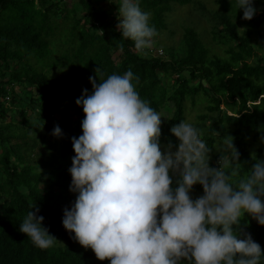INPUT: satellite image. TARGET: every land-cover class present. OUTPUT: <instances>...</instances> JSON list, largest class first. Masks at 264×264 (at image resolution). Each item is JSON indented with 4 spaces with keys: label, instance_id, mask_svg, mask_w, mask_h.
Here are the masks:
<instances>
[{
    "label": "trees",
    "instance_id": "obj_1",
    "mask_svg": "<svg viewBox=\"0 0 264 264\" xmlns=\"http://www.w3.org/2000/svg\"><path fill=\"white\" fill-rule=\"evenodd\" d=\"M211 1L218 11L209 17V33L212 41L223 47L224 55L213 54L195 28L184 26L182 47L173 52L163 47L168 58L161 59L136 51L133 41L121 37L116 27L119 20L111 19L118 14L111 0H75L69 8L65 0H0V118L11 107L19 108L22 119L27 116L26 107L39 116L48 110L47 122L62 131L58 139L54 135L51 138V147L58 152L53 151L50 161H57V154L63 155L64 167L58 177L71 182L69 169L75 155L71 138L82 135L85 118L75 101L84 89L92 93L89 77L95 76L96 68L103 74L101 79L131 70L139 77V83H133L141 99L156 112L172 103L169 119L161 123L160 145L178 144L170 128L184 121L187 101L193 105L202 95L205 111L198 116L196 128L202 132L210 157L218 161L220 154H215L214 132L231 136L240 153L239 173L248 174L256 159L264 160V0H254L257 12L250 21L242 19L243 11L237 9L236 0ZM102 2L111 8H97ZM138 2L142 11L150 13L149 24L157 31L165 29V17L173 6H185L192 0ZM121 43L123 51L118 47ZM118 52L116 63L112 56ZM62 68L69 69V79L54 78L53 73ZM15 89L21 95L25 92L27 100L22 101ZM5 97H9L10 108L3 106L1 99ZM57 113L62 114L61 119H52ZM205 122L211 128H205ZM37 125L41 126L40 122ZM23 127L12 121L0 125V264H106L104 260L91 262L94 252L81 246L75 234L63 227L64 209L71 208L77 194L46 191L51 185L45 176L51 174L52 163L38 151L39 166L35 149L44 153L48 149L33 140L39 129L31 126L25 134ZM254 144L260 147L255 149ZM192 192L202 194V186L195 185ZM33 202L40 209L38 215L44 217L42 226L58 245L40 249L19 231ZM240 227L261 246L260 264H264V226L246 214Z\"/></svg>",
    "mask_w": 264,
    "mask_h": 264
},
{
    "label": "clouds",
    "instance_id": "obj_2",
    "mask_svg": "<svg viewBox=\"0 0 264 264\" xmlns=\"http://www.w3.org/2000/svg\"><path fill=\"white\" fill-rule=\"evenodd\" d=\"M253 4L236 0L243 20L255 16ZM116 10L119 18L111 19L119 20L123 39L140 53L167 59L163 47L165 55H152L157 32L138 0H120ZM118 47L123 51L122 43ZM94 71L92 93L84 89L75 101L85 118L82 135L71 138L69 191L77 195L64 209L63 227L110 264H260L261 246L240 221L247 214L264 226V160L256 159L250 172L240 175L234 138L224 136V151L211 167L201 132L187 121L170 128L178 144L162 150L161 115L141 99L133 83L139 77L128 70L101 79L100 68ZM52 135L62 136L58 125ZM197 184L203 194L193 199ZM30 209L19 231L40 249L53 247L57 239L42 226L39 207L33 202Z\"/></svg>",
    "mask_w": 264,
    "mask_h": 264
},
{
    "label": "rangeland",
    "instance_id": "obj_3",
    "mask_svg": "<svg viewBox=\"0 0 264 264\" xmlns=\"http://www.w3.org/2000/svg\"><path fill=\"white\" fill-rule=\"evenodd\" d=\"M53 1L57 2L58 0H53ZM65 2L68 4L67 6L68 8L75 5V0H65ZM111 3L113 5H116L119 8L120 0H112ZM97 8H101L102 10H108L111 7L108 6L106 2H102L98 5ZM202 10L205 12H202ZM217 11H218V7L211 0H192L190 4L185 5V6H177V5L173 6L171 11L165 17V29L156 31L157 35L153 38V43L150 47L151 50L155 49V51H152V55H155L157 51H162L161 47H166L167 49H171V52L175 51V49L178 50V48L182 47L183 45L181 36H182V31H183L184 26H191L200 33V35L202 36V41L205 43L207 47L211 49V52L213 54H216L218 56H223L224 55L223 47L215 44L212 41L210 33H209L210 28L212 26V21H210L209 17L210 16L212 17V14L216 13ZM83 14L84 13H82V15ZM117 18H119V16H117ZM103 36L107 37V33L104 34ZM164 52H163V55H165ZM119 55H120V52L114 53L112 56L116 63L119 61ZM166 55L168 58L167 52H166ZM53 76L57 80H67L71 76V73L69 69L62 68L61 70H56L53 73ZM161 81H162V84H165V79L162 78ZM195 84L198 85V82H195ZM14 92L18 96H21L22 101L27 100L25 98L26 96L25 92H23L25 96L21 95L20 93L21 91L18 89H15ZM202 98H203L202 95L197 96V98L195 99L196 101L193 105L191 104L190 101H187L186 103L184 121H187L188 123L192 124L194 127H196V124H200V120L198 116L202 115L205 111L206 101H203ZM3 106H5L4 103H3ZM8 107H10V105ZM172 107H173L172 103H167L166 108L163 109L159 113L161 115V123L164 124L167 122L172 112V109H173ZM18 109H19L18 107H11L10 109H7V112L5 113L4 118L3 119L0 118V125L9 123L10 121H12L16 125L20 123V125L24 126L22 128V131L25 134L28 131H30L29 127L31 126H34L37 129H39L35 138L33 137V140H36L37 144H40L41 147L48 149V151H45V153L38 150L37 148L35 149V161L37 162L39 166H41L39 164L41 159H40V155H38L39 154L38 151L40 152V154L48 156L47 158L48 162L50 161L51 157H53L54 155L53 151H55L56 153L58 152L57 149H52L51 147V141H52L51 138L53 137L52 133L54 131V126L53 124H49V122H47L48 110L45 112L42 111L44 113H42V115L39 116V115L34 114L32 110L29 109V107H26L24 110L26 111L27 116L25 119H22L17 113ZM36 111H37V108H36ZM61 117H62L61 113L54 114V116L51 115V118L55 120H59L61 119ZM39 122L41 126L37 125L39 124ZM204 125H205V128H208V127L211 128V124L208 122H205ZM11 136L12 135H10V137ZM201 137H202V132H201ZM214 137L216 138L215 139L216 140L215 154L222 153L225 147L224 139L222 136L218 135L216 132H214ZM253 146L255 149L260 147V145H257V144H254ZM165 147L166 146L164 144L161 145L162 150ZM30 157L32 158V156ZM62 157L63 155L57 154L56 156V158H58L57 161L55 160L50 161L52 164H49V168L52 172L49 176L48 175L45 176V180L48 181V184L50 183L52 185L53 191H57L59 194L66 195V194H70L69 186L71 182L62 181L58 177V172L60 170L63 171V167H64V164L61 160ZM209 161L213 167L217 166V160H214L212 159V157H210ZM67 164L71 165V162H68ZM43 188H44V184L41 183L40 189L42 190V192L45 191L43 190ZM45 188L46 190H50L49 185H47ZM202 194L198 192L190 193L192 197H199ZM56 244L58 245L59 243L57 242ZM87 249L92 251L91 248H87ZM98 261H101V260H98L94 253L93 257L91 258V262H98ZM104 261L106 262V264H110L109 260L106 259Z\"/></svg>",
    "mask_w": 264,
    "mask_h": 264
},
{
    "label": "built area",
    "instance_id": "obj_4",
    "mask_svg": "<svg viewBox=\"0 0 264 264\" xmlns=\"http://www.w3.org/2000/svg\"><path fill=\"white\" fill-rule=\"evenodd\" d=\"M3 101H4V102H9V97H5V98L3 99Z\"/></svg>",
    "mask_w": 264,
    "mask_h": 264
}]
</instances>
